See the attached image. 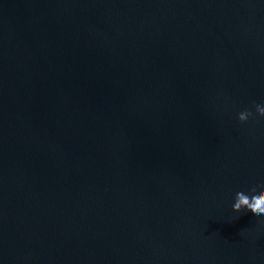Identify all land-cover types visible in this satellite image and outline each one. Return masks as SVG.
Segmentation results:
<instances>
[{
	"label": "water",
	"instance_id": "obj_1",
	"mask_svg": "<svg viewBox=\"0 0 264 264\" xmlns=\"http://www.w3.org/2000/svg\"><path fill=\"white\" fill-rule=\"evenodd\" d=\"M262 101L264 0H0V264H264Z\"/></svg>",
	"mask_w": 264,
	"mask_h": 264
},
{
	"label": "clouds",
	"instance_id": "obj_2",
	"mask_svg": "<svg viewBox=\"0 0 264 264\" xmlns=\"http://www.w3.org/2000/svg\"><path fill=\"white\" fill-rule=\"evenodd\" d=\"M254 109L256 116L264 117V101L256 103ZM253 116L252 111L244 110L238 114V121L240 124H247ZM261 184L264 185V182H261ZM232 210L234 213L251 210L257 216L264 217V188L258 190L257 185L253 184L250 191L237 190Z\"/></svg>",
	"mask_w": 264,
	"mask_h": 264
}]
</instances>
